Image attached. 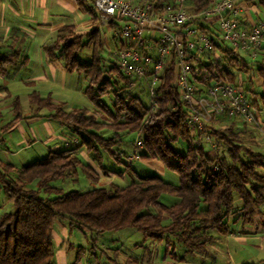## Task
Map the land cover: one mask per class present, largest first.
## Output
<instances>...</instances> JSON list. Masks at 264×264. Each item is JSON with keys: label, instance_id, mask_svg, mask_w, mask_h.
I'll return each instance as SVG.
<instances>
[{"label": "trees", "instance_id": "16d2710c", "mask_svg": "<svg viewBox=\"0 0 264 264\" xmlns=\"http://www.w3.org/2000/svg\"><path fill=\"white\" fill-rule=\"evenodd\" d=\"M76 1L93 21H98L94 0L89 4ZM215 1L189 0L186 8L190 12H200ZM258 2L264 4V0ZM198 24L203 31L217 37L210 26L201 21ZM112 27L118 28L116 24ZM114 38L113 35L112 43ZM215 40V51L198 57L200 75L242 87L251 105L260 108L264 105V94L255 97L253 90L245 88V81L239 80L241 73L249 71V64L256 62L255 58L249 62L247 53ZM107 44V38L98 26L89 33H79L73 26H64L44 44L50 59H61L66 71L85 75L88 82L85 94L96 110L93 113L77 108L66 111L62 104L41 96L38 91L29 94L36 110L46 108L49 113L45 117L70 129L78 138V144L52 150L45 158L19 168L9 163L0 165V186L14 207L13 211L0 217V264H55L53 231L56 221L61 219L79 230L94 233L135 228L147 238L174 237L187 251H205L213 232L229 233L228 221L232 216L236 221H253L264 203V152L241 143L234 125L224 129L212 125L222 118L233 123L232 118L237 116L218 117L193 132L187 125L186 106L173 84L172 63L165 67L157 85L159 96L152 111L151 103L146 106L139 96L127 91L139 80L125 76L112 57L106 59L101 55ZM85 46L93 48V55L87 61L79 56ZM7 61V57L0 56L1 74L8 73ZM106 61L111 65L106 72L113 82L104 73ZM259 72L264 75V70ZM119 81L125 86L113 87ZM111 91L115 96L113 110L101 101V96ZM247 91L252 94L250 98ZM13 110L15 118L9 126L22 118L17 99ZM104 131L110 134L105 136ZM123 132L141 135L143 149L138 158L162 161L167 169L178 174L180 183L174 185L157 175H145L137 176L114 191L100 187L61 192L52 184L75 175L78 170L89 178L98 173L92 164L78 157L81 147L89 153L94 152L93 163L99 167L102 150L120 160L115 145L121 142ZM193 137L195 142L191 141ZM211 137L213 154L206 150V144L198 142L211 141ZM178 140L187 142L185 152L173 147ZM34 182L37 189L29 187ZM52 193L56 196L48 197ZM164 194L177 200L165 204L161 201Z\"/></svg>", "mask_w": 264, "mask_h": 264}, {"label": "rangeland", "instance_id": "374dc122", "mask_svg": "<svg viewBox=\"0 0 264 264\" xmlns=\"http://www.w3.org/2000/svg\"><path fill=\"white\" fill-rule=\"evenodd\" d=\"M246 4L245 13L249 17H252L254 21L264 23V5L258 1ZM120 24L123 25L124 22L121 21ZM22 30L20 39L24 38H22L21 44L19 42H12L11 39L8 46H0V55H4L3 53H5V55L12 57V62L17 64L18 72L14 77L11 76V70L14 65L11 63L7 67L8 74L2 79L9 90L0 105V130L15 118L13 109L14 102L17 99L21 105L20 114H22L23 119L33 131L29 137L33 138L34 133H39L43 137V133L47 130L46 126L42 124L44 120L37 122L31 116L37 113L47 115L49 111L46 108L39 111L36 110V106L30 102L29 97V94L33 91H40L43 97H49L53 102L62 104L66 111L77 108L88 109L89 113H93L96 107L85 94V89L88 85L85 75L66 71L61 59L54 61L56 62L55 67H50V64L48 66L50 59H48L43 45L45 42L50 41L51 37L47 35L49 33L41 30L33 31L30 28ZM101 32L108 39V44L112 46L111 38L114 32L109 30L107 26H102ZM107 46L105 45L101 51V55L106 59L112 56ZM92 55V46H85L79 56L83 61H87L91 59ZM16 57L20 58L19 61L17 60L18 63L15 62ZM25 57L28 60L24 63L23 59ZM206 57L208 58V56ZM246 60L250 62L252 59L246 57ZM251 63H253L252 68L248 72L241 73L239 80L245 81V88L251 86L254 90L263 92L264 76L258 74L259 64L254 63V61ZM109 66H111L110 63L106 61L103 69L109 81L113 82V78L106 72ZM38 74H44L46 79L37 78ZM123 86L125 84L122 81H119L117 85H113L115 88H122ZM127 91L139 96L143 103L149 106L150 99L144 79L135 81L131 88H127ZM101 101L109 110H113L115 102L114 93L111 91L103 94ZM100 116L98 117L101 118ZM52 122L53 124H58L57 121L53 120ZM212 125L220 129L237 125L239 139L246 146L257 147V145L261 144L260 138L264 139V133L261 132V122L259 124L260 127L254 126L260 131L259 133L254 129L260 134V137L256 133L257 136H252L253 133L249 132L242 122L231 123L227 118L215 120ZM243 128L245 129L243 130ZM65 132H67V138L71 141L78 140L70 129H65ZM71 134L74 137H71ZM103 134L107 136L110 132L104 131ZM3 136L8 143H5L1 148L2 152L14 161L18 168L23 166V164L30 163L26 160L29 154H35V152L39 151L40 147L44 148L40 138L30 148L22 147L23 144H16L22 139L21 136H23L17 127ZM120 137L121 142L115 145L120 160L102 150L103 155L100 158V167L97 166V163L92 162L93 165L96 164L95 170L98 172L94 177L89 178L84 172L78 170L75 175L58 179L52 184L59 188L61 192L72 190L87 191L100 187L108 191H114L117 188L128 185L137 176L145 175H157L174 185L180 183L178 174L167 169L160 160L133 158L129 161L127 156L131 155L134 149L133 144L137 138V134L134 132H123ZM8 139H11L12 142L8 141ZM194 139L196 140L193 137L191 141L195 142ZM198 142L206 144V150L211 154L214 153V140L212 137L211 141L198 140ZM74 145L76 143L72 144V146ZM173 147L180 152H185L187 142L178 140L173 143ZM82 149L83 151H78V157L86 163L93 161L94 152L87 153L85 147ZM261 151L264 152L263 150ZM29 187L37 189V183L34 182ZM42 195L47 196L46 194ZM55 196L56 194L52 193L48 197ZM176 200L177 198L172 195L164 194L161 196V201L165 204H172ZM13 209L12 203L8 200L0 186V217L3 213L11 212ZM232 217L228 221L229 233L220 234L213 232L212 239L207 243L205 251L194 252L187 251L186 247L174 237L151 239L145 237L135 228L94 233L88 230H79L71 226L67 220L61 219L56 221L54 226V232L58 237L54 240L55 256L57 248H59V245H62L66 248V260L69 263H72L77 254L80 253V260L77 263L75 262V264H264V203L260 206L253 221H236L234 219L235 216Z\"/></svg>", "mask_w": 264, "mask_h": 264}, {"label": "built area", "instance_id": "2783aa9c", "mask_svg": "<svg viewBox=\"0 0 264 264\" xmlns=\"http://www.w3.org/2000/svg\"><path fill=\"white\" fill-rule=\"evenodd\" d=\"M188 1L94 0L97 23L114 32L115 40L107 46L112 59L125 76L145 80L152 111L159 96L157 85L165 67L172 63L173 84L186 106L187 125L193 132L225 115L260 127L259 111L242 87L202 76L198 67V57L215 51V38L250 58L257 56L264 48V24L245 21L241 3L260 0H217L200 12L188 11ZM199 21L216 24L217 37L203 31ZM133 145L129 161L138 158L143 149L141 135L137 134Z\"/></svg>", "mask_w": 264, "mask_h": 264}, {"label": "crops", "instance_id": "0c3cea01", "mask_svg": "<svg viewBox=\"0 0 264 264\" xmlns=\"http://www.w3.org/2000/svg\"><path fill=\"white\" fill-rule=\"evenodd\" d=\"M133 1H136V0H133ZM83 2L85 4H89L92 2V0H83ZM241 8H242L241 17H243L245 21L248 20V22H253L254 19L252 17H249L247 13H245L244 11V9L247 8V4L241 3ZM205 24L210 26V28H212L213 30L216 29V24H212L211 22L209 24L208 23H205ZM64 26H73L75 30L79 33H89L93 28L97 26L100 27V29L102 27L97 23V21H93L89 13H87L84 9L78 6V3L76 0H0V46H8L11 39H12V42L22 43L23 41L22 38L24 37L20 39V35L23 32L22 29L24 28L25 29L30 28L33 31L41 30L45 33H49L47 35H50V37L52 38ZM43 48H44V45H43ZM3 54L4 55H0V56L7 57L8 59L6 63L7 64L6 69L9 65H11V63L14 64L11 70V73H12L11 76L14 77L16 73H18L17 64L12 62V57L5 55V53ZM47 57L48 59H50L49 56ZM19 59H20L19 57H16L15 62H17V60L19 61ZM56 59H50L48 62V66L50 64V67L51 66L55 67L56 62L54 61ZM27 60L28 58L25 57L23 59V62L25 63ZM254 60H256V62L254 63L259 64L258 74L261 75L259 70L260 69L264 70V50L258 52ZM252 64L253 63L249 64L250 69L252 68ZM5 76L6 75L0 73V105H1L2 99H4L7 96V92L9 90L5 86V83H3L2 81V79ZM36 77L41 78V79H46L44 74H38V76ZM248 89L253 90L256 93V95L254 94L255 97H258V98H260L259 97L260 95L264 94V91L258 92L254 90L251 86ZM38 92L41 94V96H43V94L40 91ZM249 94L252 95L251 93ZM250 95H249V98H250ZM256 109L259 111L258 117L262 124L261 132L264 133V105L262 104L260 108H256ZM31 117L32 118L34 117L35 120H37V122L44 120L42 124L46 126L47 130L45 133H43V137L39 133H36L37 135L34 133V135L32 136L33 138L29 137L33 131H32V128L27 125V122L23 119L24 118L23 116L22 118L15 120L14 123L10 126L8 125L10 123L9 122L6 125L7 129L5 128L6 126L3 127L5 128V131L2 132V134H1V131L3 128H1L0 130V152L3 155L2 156L0 154V165L9 163V164H13L16 166L14 161L8 158V156L5 153H3L1 149L5 145V143H8L3 135L11 130H14L16 127L23 134V136H21L22 139L16 144H20V145L23 144L22 147L30 148L38 141V138H40L41 143L43 147L45 148L44 149L40 147L39 151L35 152V154H29L26 157L27 158L26 160L29 162H33L35 160L45 158L49 154V152L52 150L67 149V148L73 147L72 144L74 143L78 144V140L71 141L70 139L67 138V132H65V129H68V128L65 127L63 124H61L60 122L57 121L58 124H53L52 121L54 119L47 118V117L45 118L44 113L43 114L37 113ZM232 121L242 122L244 126H246L245 128L249 132L253 133L252 136L258 134V136L260 137V134H259L260 131L257 128H255L256 126L254 127V125L252 124L244 123L243 120H241L239 117H233ZM234 127H237V125ZM245 128H243V130ZM254 129H256L259 133H257ZM70 136L74 137L72 134ZM11 139H8V141L12 142L13 139L12 140ZM259 141L261 143L260 145H257V147H251V148L256 151L262 152L261 150L264 151V139L261 137ZM82 148L84 147H81L79 151H83ZM87 153L89 152L87 151ZM92 162L93 161H90L89 163L92 164ZM93 166L95 168V165ZM236 203L239 204L240 201L237 200ZM57 238H58L57 234L53 231V240H56ZM79 254H77L75 260L72 263H69L66 260V248H64V246L62 245H59V248H57V253L55 256V264H75V262L77 263L80 260Z\"/></svg>", "mask_w": 264, "mask_h": 264}]
</instances>
